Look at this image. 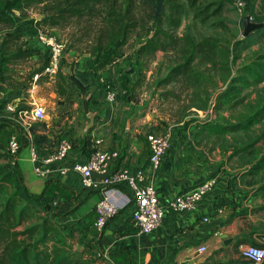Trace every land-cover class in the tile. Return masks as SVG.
<instances>
[{"label": "crops", "instance_id": "obj_1", "mask_svg": "<svg viewBox=\"0 0 264 264\" xmlns=\"http://www.w3.org/2000/svg\"><path fill=\"white\" fill-rule=\"evenodd\" d=\"M77 68L74 76L84 85L93 84L96 75L91 76L86 69L80 74V67ZM102 74H97L96 78L109 77ZM111 82L114 90L119 89L113 75ZM54 91L57 93L56 88ZM101 92L102 89H98L88 100L89 113L95 117L90 131H84L88 122L81 124V120L72 125L75 118L88 117L82 104L70 119L61 109L44 117V127L36 130L38 133L50 140L53 133L62 132L61 136L71 139L66 158L50 162L44 174L33 171L29 150L31 145L37 144L25 127V121L5 108L0 110V150L7 151L9 137L14 136L20 141L15 164L27 189L41 199H49L55 216L62 223L73 224L97 239L99 248L111 264H253L242 255V248L258 242L259 235L264 234V209L260 208L254 190L250 188L252 176L245 174L246 170L235 171L232 161L223 156L226 152L222 148L199 139H182L181 134L173 135L160 168L153 173L154 184L159 197L166 200L180 191L212 181L196 208L167 212L158 227L147 234L139 232L132 224L128 210L119 211L103 231L94 230V205L103 196L101 185L85 188L80 184L78 172L69 170L60 174L59 166L84 162L96 147H100L118 151L113 168L134 170L145 167L149 172L147 142L145 136L141 138L144 131L139 125L146 124V132L161 130L154 128L156 119L150 121L147 114L138 122L128 105L108 102ZM127 118H130L129 127L124 126ZM196 130L198 132L189 127L186 133ZM100 178L99 174H93L94 181ZM201 245L205 250H198Z\"/></svg>", "mask_w": 264, "mask_h": 264}, {"label": "trees", "instance_id": "obj_2", "mask_svg": "<svg viewBox=\"0 0 264 264\" xmlns=\"http://www.w3.org/2000/svg\"><path fill=\"white\" fill-rule=\"evenodd\" d=\"M225 1L0 0V27L5 28L0 33V77L9 73L12 63L38 54L34 49L17 45L21 26L17 25L14 14L17 11L25 15L27 8L37 7L42 13L38 20L40 26H76L83 29L78 37L70 35L64 52L79 50L76 42H87L83 49L90 56L88 70L91 76L124 57L126 43L132 35H138L141 39L128 57V63H137L142 56L153 55L158 50L177 52L180 61L170 68L161 82L168 83L178 76L197 84L209 82L208 76L193 68L195 57L200 55L204 61L222 65L228 59L229 49L216 39L203 38L196 42L189 34L178 36L176 29L188 9L192 10L193 17L205 22L220 12ZM261 22L263 25L257 29L264 28V22ZM47 59L41 68L31 72V84L33 73L40 71ZM63 67H66L64 60L61 61L57 78L53 80L59 96L86 92L88 85L82 84L71 71L64 73ZM42 77L45 81L46 77L41 76L35 83ZM263 80L264 54H259L250 64L242 65L230 77L226 87L216 93L212 112L227 111L243 104V90ZM118 83L124 91L122 99L130 102L132 98L127 92L133 89L136 82L130 84L127 74L122 73ZM87 93H90L91 98L92 92L87 90ZM25 102L26 97L19 98L17 110L28 108L24 106ZM263 118L264 100L242 120L205 121L199 122L197 127L208 136L218 137L237 131L246 132ZM37 123L31 124L29 128L36 147H41L40 141L48 139L36 131ZM7 159V151L0 150V264H111L99 248L98 240L73 224L62 223L55 216L51 201L32 194L25 186L17 165ZM262 168L264 154L249 173L254 174Z\"/></svg>", "mask_w": 264, "mask_h": 264}, {"label": "rangeland", "instance_id": "obj_3", "mask_svg": "<svg viewBox=\"0 0 264 264\" xmlns=\"http://www.w3.org/2000/svg\"><path fill=\"white\" fill-rule=\"evenodd\" d=\"M236 1L226 0L220 12L210 16L205 22L193 17L192 10L188 9L182 17L180 26L176 29L178 36L189 34L196 42L203 38L216 39L221 45L227 46L229 49L228 59L222 65H213L204 61L200 55L195 57L193 68L208 76L210 78L209 82L197 84L184 79L182 76H178L168 83L161 82L170 68L180 61L181 57L177 52L158 50L153 55L142 56L137 63H128V57H130L141 39L138 35H132L124 47L125 56L104 69V72L99 71L97 73H103L102 76L107 75L109 77L100 80L96 78V74V79H93V84L88 85L87 90H90L94 95L98 89H102L101 94L106 98L108 93L114 90V84L111 82L112 75L119 81L122 73L127 74L130 84L136 82L133 89L127 92L128 96L132 98L130 103L122 99L124 91L120 86L119 89L114 90L116 99L112 101L106 99L108 102L113 104L118 102L122 106L128 105L129 110L138 122L140 118H145L148 114L151 118L150 121L156 119L154 126L156 129H170L173 135L177 134L179 136L181 134L182 139H199L200 141L210 142L220 150L221 148L225 150L226 154L223 156L232 161L235 171L246 170L245 174L252 176L253 182L250 184V188L254 190L256 202L261 205L260 208L264 209V168L259 169L254 174L249 173L250 168L264 154V118L246 132L237 131L218 137H208L197 127L199 122L205 121L235 122L242 120L264 100L263 80L261 83L243 90V104L227 111L212 112L216 93L226 87L230 77L236 74L242 65L250 64L257 59L259 54H264V28L255 30L247 38L242 34L244 16L248 15L252 21L264 22V0H247L242 7H238ZM14 14L17 25L21 26L17 45L22 48L34 49L38 51V54L12 63L9 73L0 77V110L4 108L7 101L13 98L26 97L24 106H29L28 101L32 100L44 105L45 118L61 109L62 114L70 119L73 112L79 110L82 100L90 93H87L86 90L81 94L74 92L59 96L54 91L55 82L46 79L44 81L42 77L37 86H34L30 82V74L35 69L41 68L47 59L48 50L42 41L43 36H54L63 44V54L65 56L62 57V60H64V66L73 69V71L70 70L72 73L74 72L73 74L76 73L77 67H80V74H82L83 69L88 71L90 56L83 49L87 42H76L79 50L64 52L65 44H68L70 35L78 37L83 29L76 26L65 28L50 27L48 25L40 26L38 20L41 18L42 13L37 7L27 8L25 15H21L17 11ZM4 30L5 28L0 27V33ZM126 70H130V72H126ZM87 115L89 117V114ZM88 117L84 116L83 119L79 120L75 118L72 120V125L81 120V124L89 123ZM5 119L6 117H4ZM35 122H38L35 126L36 130H41L44 127L42 120H31L29 126ZM29 126L28 130L30 131ZM139 126L143 127L142 138L145 136L147 125L140 124ZM189 127L198 129V132L196 130L187 134L186 129ZM61 135H63L62 132H55L50 140H41L40 144L42 143V146L47 147L53 146L58 142ZM25 223H30V221Z\"/></svg>", "mask_w": 264, "mask_h": 264}, {"label": "built area", "instance_id": "obj_4", "mask_svg": "<svg viewBox=\"0 0 264 264\" xmlns=\"http://www.w3.org/2000/svg\"><path fill=\"white\" fill-rule=\"evenodd\" d=\"M236 2L238 7H242L247 0ZM42 41L48 50V59L40 71L33 73V84L41 76L46 77L48 81L57 78L63 57L64 46L54 36H43ZM115 95L114 90H111L106 99L112 101L116 99ZM18 101L19 98L7 101L5 110L26 120L25 123L28 126L31 120L44 119L46 112L42 103L32 100L28 102V108L17 110ZM27 125H25L26 128H28ZM145 139L148 147L149 172L145 167L134 170L113 168L112 164L118 157V151L100 147H96L84 162H71L59 166L60 174H65L69 170L78 172L80 184L85 188L101 185L103 196L94 205L95 216L92 222L97 232L103 231L119 211L128 210L129 219L139 232L151 233L158 227L167 212L196 208L202 196L210 189L212 181H207L192 189L180 191L171 199L162 200L157 193L153 173L160 168L172 143L173 134L170 129L159 132L148 131ZM20 148V141L14 136L9 137L6 146L9 162L16 163ZM70 148L71 142L68 137H60L54 148L50 149L45 146L31 145L29 154L33 162V171L36 174L46 173L48 171L46 165L52 161L64 160ZM93 174H99L101 178L96 182L93 180ZM198 250H205V246L201 245ZM242 255L253 264H261L264 261V234L259 235L258 242L245 245L242 248Z\"/></svg>", "mask_w": 264, "mask_h": 264}, {"label": "water", "instance_id": "obj_5", "mask_svg": "<svg viewBox=\"0 0 264 264\" xmlns=\"http://www.w3.org/2000/svg\"><path fill=\"white\" fill-rule=\"evenodd\" d=\"M262 25H263L262 22L252 21V20H250V17L248 15L244 16L243 22H242V26H243L242 34H243V36L248 35L251 31L261 27ZM62 70L64 73H67L71 70V68L70 67H63ZM126 72H130V70H126ZM89 98H90V94H88L82 100V108L86 114H89V123L84 127V131H88L92 127L93 122H94V118H95L94 115L89 113L88 104H87ZM129 125H130V118H127L126 126L129 127Z\"/></svg>", "mask_w": 264, "mask_h": 264}]
</instances>
